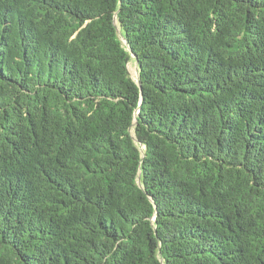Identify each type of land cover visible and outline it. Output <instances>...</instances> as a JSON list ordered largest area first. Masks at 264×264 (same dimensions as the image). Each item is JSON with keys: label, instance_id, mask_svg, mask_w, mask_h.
<instances>
[{"label": "trees", "instance_id": "16d2710c", "mask_svg": "<svg viewBox=\"0 0 264 264\" xmlns=\"http://www.w3.org/2000/svg\"><path fill=\"white\" fill-rule=\"evenodd\" d=\"M0 264H264V0H0Z\"/></svg>", "mask_w": 264, "mask_h": 264}, {"label": "rangeland", "instance_id": "374dc122", "mask_svg": "<svg viewBox=\"0 0 264 264\" xmlns=\"http://www.w3.org/2000/svg\"><path fill=\"white\" fill-rule=\"evenodd\" d=\"M128 68H129V72L131 74V77L135 80L138 79V73H137V65L135 63V61H130L129 65H128Z\"/></svg>", "mask_w": 264, "mask_h": 264}]
</instances>
